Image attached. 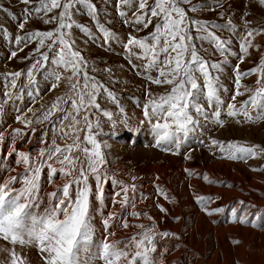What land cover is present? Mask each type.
Instances as JSON below:
<instances>
[{"label": "snow or ice", "instance_id": "6c2138e0", "mask_svg": "<svg viewBox=\"0 0 264 264\" xmlns=\"http://www.w3.org/2000/svg\"><path fill=\"white\" fill-rule=\"evenodd\" d=\"M26 5H33V0H22ZM191 0H116V7L124 23L133 26L136 31L148 28L155 18L154 30L144 37L128 35L127 41L122 46L128 53L129 64L137 69L138 75H144L150 83L155 85H171L170 90L158 96H153L150 91L146 93L147 102L143 104V116L151 123L155 137V146L162 147L165 151H173L178 154L182 143L190 134L203 127L201 120L223 126L221 119L225 114V101L221 99V90L228 92L221 84L218 76L212 74V70L219 71L220 63H209L201 55L192 41L200 39L211 44L217 51L225 55H236L231 52L230 40H223L216 35L206 22L192 20L187 16V11H196L198 6H192L186 10L183 4H190ZM264 6V0H259ZM87 7L88 13L93 17L97 25V31L103 37L104 43L119 39L114 32L109 30L97 19V8L91 0H35L32 7L24 9L23 19H18V28L23 31L29 17L35 13L38 17H48L53 10L59 9L57 15L44 19V23H55L56 27L49 31H29L24 35L15 36V44L27 46L32 41H37L34 54L25 59H34L27 73L15 71L4 73L5 79H10L12 89L18 88V81L26 75L27 83L18 88V91L8 90L5 85L4 99L0 101V112L3 106L14 101H23L24 96L34 99L38 96L39 87L37 73L45 74L46 80H53L49 91L56 89L66 80L68 90L45 108L40 116L36 110L29 108L33 113L29 118L26 114L16 116V120L28 128L35 119L37 123H43L56 117L60 122L59 132L66 143L61 146L53 141L51 146L41 149L37 157L30 153L16 151L15 140L25 135L22 129L11 130L13 145L8 155L16 153L18 163L24 165L23 173L10 176L0 182V239L11 243L10 264H25V257L15 251V246H35L41 255L44 264H157L156 238L174 236V233L159 231L155 224H137L140 231L123 240L111 239L115 233L110 230V222L122 220V226L129 228V222L122 214L109 212L103 221L105 232L100 240L95 239V227L90 211V197L93 194L89 180L96 182L95 198L103 204V184L111 182L121 186V192L116 193L121 197L114 203H119L123 211L132 208L130 215L139 218L141 215L153 218L147 213L136 210L135 183L128 185L113 177L106 167V157L103 151L107 147L97 138L95 129L100 127L99 121L93 122L89 112L93 109L100 111L110 121L113 113L100 108L97 102L98 94L103 91L109 100L120 107L117 95L99 82L94 75H90L88 63L82 53L74 47L75 40L70 39L71 29L80 27L91 37L87 28L77 25L74 19L79 6ZM202 7V6H200ZM124 9L131 10V15ZM247 15V13L245 14ZM41 17V18H43ZM249 21L245 20L244 29L239 33L240 53L248 54L253 47L254 33L264 32L262 29L249 27ZM195 25L198 36L193 37L190 26ZM229 26L235 34L234 25ZM9 33L4 30V36ZM47 49L41 51V49ZM138 49L139 51H135ZM23 51V48L20 49ZM38 54L39 58L35 59ZM17 52L12 51L11 57H16ZM144 60L143 72L140 67L132 63V58ZM161 57H163L161 59ZM243 62L244 55L238 56ZM52 67H49V66ZM105 71H111L105 69ZM156 71L153 77L151 72ZM235 92L231 96V102L226 104L228 117H243L244 122L264 120V56L261 57L257 67L247 72H240L239 65L235 69ZM68 73V75H65ZM256 74L255 89L248 88L241 83L242 78ZM203 83H200V80ZM35 87V94L28 89ZM243 89V91H241ZM247 98L237 105L238 96ZM205 104L207 106H205ZM211 110V111H209ZM20 111V109H17ZM59 114V115H57ZM238 123L241 121L238 119ZM34 132L35 129H32ZM81 132L84 133L81 136ZM5 141V135L0 132V144ZM70 141V142H67ZM212 147H218L220 153L227 159H246L248 157L264 156V148L259 145H244L238 142H223L216 139L210 141ZM90 145L91 147H88ZM189 159L190 156H186ZM56 165H59L57 167ZM3 167V165H0ZM47 167L49 170V182H53L54 176L59 172L66 182L62 187L47 193L48 206L42 212L33 211L40 206L41 171ZM254 171L257 169H253ZM189 176L199 175L192 170L185 169ZM205 182L211 184L207 174L203 175ZM135 180V177H133ZM19 183V187L15 185ZM75 187L73 197L72 188ZM164 189L157 185V193L164 195ZM131 193V195L129 194ZM167 199L168 197L165 196ZM197 202L207 215L223 213L224 207L208 208L214 200L211 196L198 195ZM240 207L233 205L230 216L233 221L241 224L252 223L264 219V211L250 213L254 205L245 207L243 201H239ZM161 212L166 211L161 205H157ZM252 215L255 219L250 220ZM176 219H179L177 217ZM178 238V237H177ZM234 244L240 243L238 240ZM7 251V249H4Z\"/></svg>", "mask_w": 264, "mask_h": 264}, {"label": "rangeland", "instance_id": "374dc122", "mask_svg": "<svg viewBox=\"0 0 264 264\" xmlns=\"http://www.w3.org/2000/svg\"><path fill=\"white\" fill-rule=\"evenodd\" d=\"M91 2L97 8V19L119 39L104 43L103 37L97 31L95 20L84 5L79 6L74 19L77 25L87 28L92 35L90 37L80 27H74L71 29L70 39L75 40L74 47L87 61L90 75H94L99 82L117 95L124 112L121 113L120 107L112 103L107 94L101 91L97 96V102L101 109L112 112L113 118L110 121L96 109L91 110L89 116L93 122L100 123V127L95 131L98 140L107 145L103 151L108 171L125 184L135 183L136 210L153 218L150 221L145 215L139 218L130 215L132 211L130 206L127 211H123L119 203H114L121 198L116 195L121 192V186L110 181L103 184L101 204L95 198L96 182L90 178L89 183L93 191L90 197V211L96 230L95 239L98 241L107 234L103 221L109 212H116L122 214L130 226L125 229L122 220L110 222V230L115 233L111 239L123 240L139 232L140 229L135 227L137 224H155L159 231L175 234L166 238H156L158 251L154 255L157 264H264V219L256 221L254 226L252 223L241 224L238 220L233 221L230 216L233 205L240 207L239 201H243L245 207L255 206L250 209V213L264 211V156L227 159L225 154L219 152L218 147H212L210 143L211 139H216L225 143L234 141L264 148V120L249 123L244 122L243 117L232 118L226 115V104L231 102V96L236 90L234 83L236 66L239 65L240 72H247L257 67L264 56V32L254 33L253 47L249 49L248 54L240 53L238 40L239 33L244 29L245 20L250 22V28H264V6L260 5L259 0H191L190 4L182 5L186 10L194 5L198 6L194 12L187 11V16L192 20L206 22L209 26H219L211 30L221 39L230 40V51L236 55H228L226 59L225 55L208 42L200 39L192 41L199 55L209 63L221 64V69L212 70V74L218 76L224 88L228 89V92L221 90L220 93L221 99L225 101V114L221 117L224 124L220 126L201 120L203 127L190 134L182 143L179 153L173 154L174 149L165 151L162 147L155 146L151 123L143 116V104L148 99L146 93L150 91L153 96H158L170 90L171 85H155L145 79L144 75H138L137 69L129 64L128 53L122 46V42L127 41L129 34L142 38L152 32L156 23L155 18L148 28L141 26V30L136 31L133 26L124 23L125 18L119 15L116 0ZM34 4L35 0L33 5H26L22 0H0V101L4 99L6 84L8 90L15 92L27 83L26 75L22 76L18 81V88L12 89L11 78L5 79L3 74L15 71L26 74L34 62V59L25 58L34 54L37 41H32L27 46L23 43L16 45L15 36L34 30L49 31L56 27L54 22L45 24L44 19L57 15L59 9L53 10L48 17H43V13L39 17L32 13L24 30H19L17 18L23 19L24 9ZM124 10L131 15V10ZM229 21L237 29L235 34L229 26ZM4 30L9 33L7 37L4 36ZM190 33L193 37L199 35L195 25L190 26ZM21 48L23 51H20ZM12 51H16L17 56L10 58ZM240 55H244L243 62L238 59ZM38 58L36 54L35 59ZM132 63L139 66L143 72L144 60L133 57ZM151 75L155 77L157 72L153 71ZM36 79L40 93L38 96L32 99L25 95L23 101L10 102L4 105L3 111L0 112V132L5 135L4 143L0 144V165H3L0 167V182L24 171V165L17 162L16 153L8 155L13 145L12 129L20 128L25 133L15 140L16 151L30 153L33 158L37 157L39 151L46 145L51 146L53 141L61 146L66 143L61 138L60 122L56 117L43 123H37L34 119L28 128L16 120V116L20 114L32 118L33 113L28 112L29 108L35 109L36 115L40 116L57 96L68 90L66 80L56 89L49 91L55 81L46 80L43 73H37ZM256 79L257 75L253 74L242 78L241 83L255 89ZM200 83H203L202 78ZM28 90L34 94L37 91L35 87ZM247 95L248 93L238 96L235 101L237 105L246 99ZM238 119L240 123L237 122ZM83 135L81 132V136ZM186 156L190 158L186 159ZM185 169L199 175L189 176ZM204 174L215 183L205 182ZM65 182L66 179L59 172L54 176L53 182H49V170L47 167L43 168L40 179V206L33 211L42 212L48 206L46 194L62 187ZM157 185L165 190L164 195L157 193ZM15 186L20 185L17 183ZM71 191L74 197L75 187ZM198 195L213 198L214 202L208 205L209 209L224 207L225 211L207 215L196 200ZM158 204L166 211L161 212ZM177 217L179 219H176ZM249 219L255 217L250 215ZM234 240L240 243L234 244ZM12 249L11 243L0 239V264H10L9 253ZM15 251L25 257V264H44L35 246L22 248L16 245Z\"/></svg>", "mask_w": 264, "mask_h": 264}, {"label": "bare ground", "instance_id": "6f19581e", "mask_svg": "<svg viewBox=\"0 0 264 264\" xmlns=\"http://www.w3.org/2000/svg\"><path fill=\"white\" fill-rule=\"evenodd\" d=\"M20 125L23 124V123H19Z\"/></svg>", "mask_w": 264, "mask_h": 264}]
</instances>
